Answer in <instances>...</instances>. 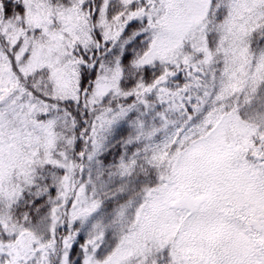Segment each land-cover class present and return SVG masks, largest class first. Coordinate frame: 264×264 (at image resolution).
I'll use <instances>...</instances> for the list:
<instances>
[{"label":"snow or ice","instance_id":"snow-or-ice-1","mask_svg":"<svg viewBox=\"0 0 264 264\" xmlns=\"http://www.w3.org/2000/svg\"><path fill=\"white\" fill-rule=\"evenodd\" d=\"M0 264H264V0H0Z\"/></svg>","mask_w":264,"mask_h":264}]
</instances>
